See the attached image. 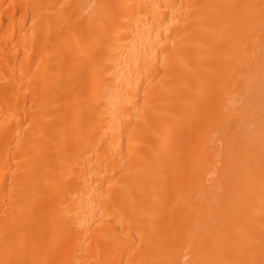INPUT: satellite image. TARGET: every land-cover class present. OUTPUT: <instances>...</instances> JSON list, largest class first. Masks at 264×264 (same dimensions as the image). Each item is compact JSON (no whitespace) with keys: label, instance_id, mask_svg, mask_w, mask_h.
<instances>
[{"label":"bare ground","instance_id":"6f19581e","mask_svg":"<svg viewBox=\"0 0 264 264\" xmlns=\"http://www.w3.org/2000/svg\"><path fill=\"white\" fill-rule=\"evenodd\" d=\"M0 264H264V0H0Z\"/></svg>","mask_w":264,"mask_h":264}]
</instances>
